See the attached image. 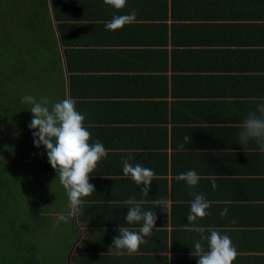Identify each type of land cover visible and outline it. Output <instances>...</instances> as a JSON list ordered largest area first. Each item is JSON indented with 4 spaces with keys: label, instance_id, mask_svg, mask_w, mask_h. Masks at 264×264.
I'll list each match as a JSON object with an SVG mask.
<instances>
[{
    "label": "crops",
    "instance_id": "obj_1",
    "mask_svg": "<svg viewBox=\"0 0 264 264\" xmlns=\"http://www.w3.org/2000/svg\"><path fill=\"white\" fill-rule=\"evenodd\" d=\"M85 1L92 5L70 17L79 22L69 35L78 34L77 43L62 46L57 32L62 92L85 116L89 142L99 140L108 155L90 174L95 191L70 218L75 232L67 263L197 264L192 251L201 233L184 225L190 193H202L209 214L195 226L204 236L209 228L227 234L238 253L233 264H264V152L254 140L246 149L238 142L243 120L264 103L258 86L264 79V0H127L119 10L104 0ZM154 1L167 12L152 17ZM132 10L134 29L105 28ZM151 22L161 28L149 32ZM129 155L133 166L155 173L147 196L143 184L123 173L122 157ZM192 169L200 179L190 188L176 176ZM129 199L143 211L153 209L156 225L137 252L117 256L111 244L119 227L142 226L125 220ZM162 199L166 211L154 207ZM224 208L228 215L221 218ZM201 243L207 250V241Z\"/></svg>",
    "mask_w": 264,
    "mask_h": 264
},
{
    "label": "trees",
    "instance_id": "obj_2",
    "mask_svg": "<svg viewBox=\"0 0 264 264\" xmlns=\"http://www.w3.org/2000/svg\"><path fill=\"white\" fill-rule=\"evenodd\" d=\"M88 5L92 3L85 0H0V264H50L41 245L35 246L48 238L47 217L53 225L59 213L70 211L66 191L44 147H33L34 130L28 127L32 113L20 100L26 94L37 99L50 94L52 103L64 99L57 34L62 46L69 43L72 48L79 35L71 40L69 35L78 30L79 22L73 24L70 17H80V8L88 9ZM149 11L152 17L167 12L160 3ZM152 22L147 25L149 32L161 28ZM134 26L121 30L124 33ZM262 77L258 86L264 92ZM74 232L69 223L60 222L49 235L53 239L64 233L68 243L65 259ZM64 264L69 263L65 260Z\"/></svg>",
    "mask_w": 264,
    "mask_h": 264
},
{
    "label": "clouds",
    "instance_id": "obj_3",
    "mask_svg": "<svg viewBox=\"0 0 264 264\" xmlns=\"http://www.w3.org/2000/svg\"><path fill=\"white\" fill-rule=\"evenodd\" d=\"M126 2L127 0H104L105 4L117 10L124 8ZM136 15L135 10L128 14L115 15L111 21L106 23L105 28L112 31L117 30L126 24L135 22ZM20 102L30 106L26 109L32 113L28 127L34 130L32 132L34 145L37 148L44 147L48 162L56 171V177L59 178L69 200L70 211L67 215L63 212L59 213L56 222L52 225L55 230L60 222L69 223L72 215L79 210L83 203L82 198L95 191V186L90 183V174L93 173L100 160L106 158L108 152L99 140L95 143L89 142L91 133L84 126L85 116L76 110L75 99L65 97L50 104L49 98L46 96L37 99L35 96L26 94L21 97ZM250 139L259 144L260 150L264 152V103L258 104L257 110L249 113L242 122L238 142L246 149ZM189 140V136L184 137L185 142ZM180 147L183 148V144ZM131 159L130 155L127 158L122 157L123 173L125 176H130L138 186L143 184L144 187L140 188V191L147 196L155 173L152 169L143 167L139 163L133 166L129 162ZM176 179L185 181L191 188L198 184L200 177L192 169L178 174ZM216 187L213 179V190ZM190 194L194 196V199L190 203V212L187 216L188 224L184 227L186 230L201 233V241H207V250L201 241L194 242L192 255L198 257L197 264H233L238 253L231 238L227 234L222 235L215 228L207 229L210 235L204 236L205 229L195 226L194 222L198 218L209 214L207 209L210 204L202 193ZM128 204L131 206L128 208L125 220L128 224L142 222V226L138 231L119 227L118 235L113 238L111 244V249L115 250L114 254L117 256L123 255L124 250H127L128 254L137 252L140 245L146 242L144 238L152 236L156 225L157 215L153 209L143 211L141 203H137L134 199H129ZM155 206H162V210L166 211L168 201L157 200L154 202ZM227 215V208L220 211L221 218Z\"/></svg>",
    "mask_w": 264,
    "mask_h": 264
},
{
    "label": "rangeland",
    "instance_id": "obj_4",
    "mask_svg": "<svg viewBox=\"0 0 264 264\" xmlns=\"http://www.w3.org/2000/svg\"><path fill=\"white\" fill-rule=\"evenodd\" d=\"M49 98L50 104L52 103L53 97L52 95H46ZM6 115V114H5ZM33 147H35L33 142ZM28 204V203H27ZM49 217L46 219L47 229L46 235L48 238H44L43 242L35 247H41L43 255H48L50 257L49 263L50 264H64L65 259V247L67 245L66 237L63 235L55 237L53 239L50 238V233L52 231V225L48 223ZM35 231V229H33ZM37 233V232H36ZM64 236V238H62ZM73 247V246H72ZM70 254V252H69Z\"/></svg>",
    "mask_w": 264,
    "mask_h": 264
}]
</instances>
